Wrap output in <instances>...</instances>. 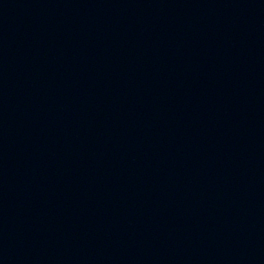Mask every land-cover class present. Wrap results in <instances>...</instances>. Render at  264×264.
<instances>
[{
    "label": "water",
    "instance_id": "obj_1",
    "mask_svg": "<svg viewBox=\"0 0 264 264\" xmlns=\"http://www.w3.org/2000/svg\"><path fill=\"white\" fill-rule=\"evenodd\" d=\"M0 134L26 264H264V0H0Z\"/></svg>",
    "mask_w": 264,
    "mask_h": 264
}]
</instances>
